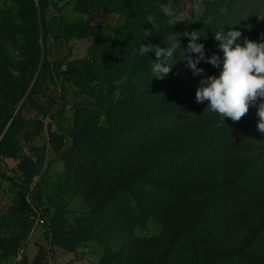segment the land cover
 I'll use <instances>...</instances> for the list:
<instances>
[{
  "label": "rangeland",
  "instance_id": "rangeland-1",
  "mask_svg": "<svg viewBox=\"0 0 264 264\" xmlns=\"http://www.w3.org/2000/svg\"><path fill=\"white\" fill-rule=\"evenodd\" d=\"M128 5L127 0H0V14L18 28L10 43L12 66L26 68L37 47L48 62L31 99L0 103V138L18 112L0 145V264H19L24 246L31 236V241L36 238L35 230L46 239L44 264H154L158 259L161 264H201L206 257L230 252L235 257L221 264H261L256 259L264 264V134L257 131V109L250 107L239 122L225 118L222 124L217 114L205 111L207 101L196 102L203 77L194 76L185 62H177L163 79L165 92H151L128 111L126 127L152 130L156 146L139 157L117 155L125 163L122 171L103 172L97 189L90 191L91 185L78 176L79 163L93 167L91 148L101 134L88 144L74 141L69 133L76 132V110L93 107L99 97L105 100L99 81L82 83L80 63L92 52L104 54L103 45L94 44L91 29H118L129 21L124 15ZM173 5L175 26L158 14L154 25L142 21L137 27L164 33L175 29L160 47L178 36L186 48L183 33L199 31L197 43L204 45L205 55L215 53L222 62L215 33L238 30L240 44L245 37L259 40L264 33V0H175ZM37 6L44 8L45 35L31 30L32 19L42 18L35 16ZM131 23L135 26L136 21ZM151 53L138 57V75L143 76L132 80L141 92L157 89L158 78L151 72L156 57ZM198 67L204 69L203 76H218L222 63L214 68L201 61ZM25 74L32 88L37 72L29 67ZM177 107L188 109L189 116H174ZM102 113L98 126L105 129L109 119ZM34 122H51L70 138L69 150L57 155L50 141L44 148L31 142L25 132ZM177 139L199 147H190L184 163L173 158L147 165L158 147H171ZM122 147L115 144L104 153L116 155ZM139 173L160 187H139L136 179L130 186V177ZM114 186L120 198L111 194ZM169 187L181 196L178 202L165 198L162 189ZM127 193L137 201L133 208ZM243 255L252 262H245Z\"/></svg>",
  "mask_w": 264,
  "mask_h": 264
},
{
  "label": "trees",
  "instance_id": "trees-1",
  "mask_svg": "<svg viewBox=\"0 0 264 264\" xmlns=\"http://www.w3.org/2000/svg\"><path fill=\"white\" fill-rule=\"evenodd\" d=\"M39 1L40 3L42 2V0ZM174 1L175 0H170V2L165 0H127L129 5L125 9L124 15L130 22L127 21L118 29H113L114 31L116 30L114 37L110 36L114 33V31H111L108 27H95L94 29H91L94 35V44L99 43L100 47L103 45L104 54L97 55V53L92 52L86 60L80 63L84 68L82 83L86 84L99 81L101 85L100 88L104 91L102 94L104 93L105 100L102 102L100 101L101 97H99L97 98L96 105L93 107H79L76 110V132L75 134L69 133V136L72 137L74 141L83 140L86 144L93 139V136H99L101 134V137L95 141L96 145H92L93 147L91 148L94 154L93 167L88 168L89 164L86 161V163L81 162L79 163L77 173L78 176L81 177V180L88 185H91L89 188L90 191L93 188H98V184L100 182L98 179L102 177L99 175L103 174V172L107 170H110V172L122 171L121 167H123L125 163L118 162V158L116 157L117 155H122L125 158L130 156L139 157L138 154H141L144 150H146V148H154L157 144L156 141L158 139L150 134V131L152 130L144 129L142 131H137L135 129L128 128L126 127V119L128 117V111L130 112L132 108L139 105V101L148 97L151 92H165L166 90L163 79H158V82L156 83L157 89L148 88L142 92L135 83H132V80L139 79L143 76L138 75V66L140 64V59L138 61V57L141 56L139 53L140 44L146 45L151 43L152 45H161V43L166 41L168 42V39L175 35V29L164 33L161 31H150V26H145V29H148L151 32V35L144 37V29L137 27L140 26V22L148 21L149 16L155 18V15H164L160 5L171 4L174 6ZM33 10L35 12V16L36 14H39L42 18L39 21L36 19L34 20V18L32 19L31 30L36 31L37 33L44 32L45 35L44 27L46 21L44 18V8L42 6H37ZM133 21H136L135 26L131 23ZM8 22L10 21L0 14V103H3L2 106L8 105L15 100L18 101L24 98L26 100L31 99L32 91L40 83L45 68L48 66L47 59L41 47H37V54L34 55L26 68H14L12 66L13 62L9 57L10 43L14 41L18 28ZM96 32L98 34H96ZM151 54L153 56L155 55L154 52ZM29 67H33L35 74L36 72L37 74L39 73L38 76L36 74L33 79L32 88H30V83L28 84L26 82L25 72ZM69 76L71 77V75ZM146 79L150 82V79ZM117 93L119 96L115 99L114 96ZM147 100H149V98ZM188 111V109H180L177 107L173 115L185 118L189 116ZM102 112H104L109 119L108 127L105 129L98 126V118L103 115ZM16 117L17 116L14 117L13 123L7 134L13 129V126L16 123ZM123 119H125V121ZM160 130H162V125ZM133 136H135V138H133ZM177 141H179V143L173 142L170 144L171 147H158V150L146 159L147 165L152 164L153 166L158 162L167 160L172 161L173 158L176 160L181 159L179 162L184 163L186 158L189 157L188 150L190 147H199V143L197 142L192 144L187 140L181 141V139H177ZM159 142L161 143L160 140ZM120 143L123 144V147L115 151L116 155L108 156V154L104 153L110 149L113 150L112 147L115 146V144L118 145ZM135 146L136 149L133 151ZM89 154L92 155L90 151ZM100 154H103V156L100 157ZM117 166H120V168ZM146 169L143 171V174L147 171ZM143 174L139 173V175L131 176L130 186L133 180L136 179L139 183V187L142 186L150 188L154 191L156 187H160L159 185L149 181L148 176L146 174L144 176ZM128 185L129 182H127L126 186ZM111 190V194L116 195V198L121 197L120 193H116L119 192V189H116V186H114ZM162 190L164 191V194L166 195L165 198L167 200L177 201L181 198L175 188L169 187ZM184 193H187L186 190L182 191V194ZM125 197H128L127 199L131 202L130 206L133 208L132 204L137 202L136 199L132 198L133 196L131 193H127ZM173 201L168 202V204L174 203ZM125 212L130 215V210H126ZM234 254L236 253L230 252L221 253V255L216 257L209 256L204 258L201 264H221L223 260L225 261L227 259L230 260L234 258ZM240 258L244 259L245 262H252L251 259L244 255ZM254 261H259L261 264L263 262L260 259H256ZM154 264H161L160 259L156 260ZM188 264H198V262H190Z\"/></svg>",
  "mask_w": 264,
  "mask_h": 264
},
{
  "label": "clouds",
  "instance_id": "clouds-1",
  "mask_svg": "<svg viewBox=\"0 0 264 264\" xmlns=\"http://www.w3.org/2000/svg\"><path fill=\"white\" fill-rule=\"evenodd\" d=\"M160 8L169 18L168 23L175 26L178 21L173 6L162 4ZM148 23L154 25L152 16L148 17ZM143 35L148 37L151 32L144 29ZM183 36L188 38L186 48L181 46L178 36L168 47L140 44V55L155 53L156 59L151 63L153 77L164 79L177 62H185L194 76L203 77L196 89L195 100L197 103L207 101L205 111L217 114L224 124L225 118L239 122L247 115L250 107L255 106L257 131L264 134V33L260 34L259 40L245 37L243 44L238 43L242 36L238 30L215 33V39L220 41L219 49L223 52L222 62L215 53L210 57L205 55L204 45L197 43L201 36L199 31L184 32ZM193 53L196 54L195 58L191 55ZM173 60L175 63H170ZM201 61L214 68L220 67L222 63V70L218 76H203L204 69L198 67Z\"/></svg>",
  "mask_w": 264,
  "mask_h": 264
},
{
  "label": "crops",
  "instance_id": "crops-1",
  "mask_svg": "<svg viewBox=\"0 0 264 264\" xmlns=\"http://www.w3.org/2000/svg\"><path fill=\"white\" fill-rule=\"evenodd\" d=\"M25 135L31 142L38 143L40 148H44L46 142H51V148L55 154L63 155L69 150L71 141L70 138L57 130L51 122H37L32 123L26 129ZM48 145H50L48 143ZM33 241L30 237L28 243L24 246L23 257L19 264H44L45 262V243L46 239L35 230ZM34 234V233H33Z\"/></svg>",
  "mask_w": 264,
  "mask_h": 264
},
{
  "label": "water",
  "instance_id": "water-1",
  "mask_svg": "<svg viewBox=\"0 0 264 264\" xmlns=\"http://www.w3.org/2000/svg\"><path fill=\"white\" fill-rule=\"evenodd\" d=\"M38 5H39V3H38ZM41 67H42V65H41ZM40 69H41V68H40ZM39 72H40V71H39ZM38 74H39V73H38ZM38 74H37V76H38ZM17 114H18V112H17ZM17 114H16V116H17ZM13 120H14V118L11 120V122L9 123V125H8V127L6 128L5 132H4L3 135L1 136V138H0V144H1V142L3 141L4 137L6 136V134H7L8 130H9L10 126L12 125Z\"/></svg>",
  "mask_w": 264,
  "mask_h": 264
},
{
  "label": "built area",
  "instance_id": "built-area-1",
  "mask_svg": "<svg viewBox=\"0 0 264 264\" xmlns=\"http://www.w3.org/2000/svg\"><path fill=\"white\" fill-rule=\"evenodd\" d=\"M39 223H40L41 225H45V224H46L45 220H44V219H40V218H39Z\"/></svg>",
  "mask_w": 264,
  "mask_h": 264
}]
</instances>
